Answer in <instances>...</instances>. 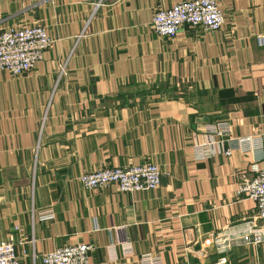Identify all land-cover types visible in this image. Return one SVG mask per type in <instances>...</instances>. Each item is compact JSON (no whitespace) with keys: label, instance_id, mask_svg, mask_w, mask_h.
Wrapping results in <instances>:
<instances>
[{"label":"crops","instance_id":"0c3cea01","mask_svg":"<svg viewBox=\"0 0 264 264\" xmlns=\"http://www.w3.org/2000/svg\"><path fill=\"white\" fill-rule=\"evenodd\" d=\"M183 1L0 0V27L54 41L30 72L0 70V243L14 235L22 264L78 244L89 264H264V244L216 243L256 214L237 188L264 158V0H218L219 32L158 37L154 14ZM148 163L153 191L79 181Z\"/></svg>","mask_w":264,"mask_h":264},{"label":"built area","instance_id":"2783aa9c","mask_svg":"<svg viewBox=\"0 0 264 264\" xmlns=\"http://www.w3.org/2000/svg\"><path fill=\"white\" fill-rule=\"evenodd\" d=\"M226 20L218 0L183 1L169 10L154 14L152 28L160 38H174L184 25L202 28L205 31L223 30ZM54 41L42 24L31 27H0V70L13 76H22L35 68L43 60L44 53ZM257 45L264 47V36H258ZM223 129L220 134L229 132ZM250 138L238 139L239 144L250 142ZM230 155L231 150L226 152ZM161 170L155 163L125 168L98 169L85 173L79 181L86 189L106 190L116 185L121 192L136 193L156 190L161 184ZM238 196H244L256 203L255 216L240 228L225 230L217 235L216 243H226L222 250H231L236 245L258 248L264 244V158L254 161L250 174H242L237 188ZM52 215L44 216L50 219ZM21 242L10 236L0 243V264H22L19 254ZM228 250V251H229ZM92 247L87 244L59 248L43 256V264H89ZM35 257V255H34ZM142 264H161L160 261L145 255ZM222 258L220 264H226Z\"/></svg>","mask_w":264,"mask_h":264}]
</instances>
